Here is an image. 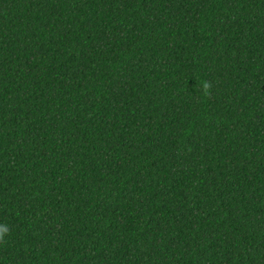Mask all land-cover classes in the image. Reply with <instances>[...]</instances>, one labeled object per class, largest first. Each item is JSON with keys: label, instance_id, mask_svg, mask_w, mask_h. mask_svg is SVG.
Wrapping results in <instances>:
<instances>
[{"label": "trees", "instance_id": "trees-1", "mask_svg": "<svg viewBox=\"0 0 264 264\" xmlns=\"http://www.w3.org/2000/svg\"><path fill=\"white\" fill-rule=\"evenodd\" d=\"M0 264H264V0H0Z\"/></svg>", "mask_w": 264, "mask_h": 264}, {"label": "clouds", "instance_id": "clouds-1", "mask_svg": "<svg viewBox=\"0 0 264 264\" xmlns=\"http://www.w3.org/2000/svg\"><path fill=\"white\" fill-rule=\"evenodd\" d=\"M3 231H6V229L0 230V234H2Z\"/></svg>", "mask_w": 264, "mask_h": 264}]
</instances>
